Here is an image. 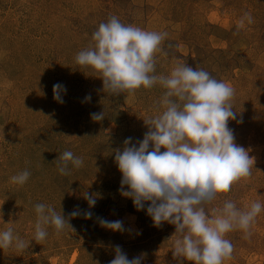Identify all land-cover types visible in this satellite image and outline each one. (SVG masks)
<instances>
[{
    "label": "rangeland",
    "instance_id": "rangeland-1",
    "mask_svg": "<svg viewBox=\"0 0 264 264\" xmlns=\"http://www.w3.org/2000/svg\"><path fill=\"white\" fill-rule=\"evenodd\" d=\"M246 14L253 23L239 28ZM112 16L167 33L155 54L157 75L187 64L235 89L231 103L237 115L228 127L254 158L253 167L249 177L217 194L206 212L214 214L227 200L242 210L264 204V0H0V230L13 227L27 245L0 249V264H111L116 246L129 259L142 255V264H192L174 255V225L154 226L146 211L150 202L138 211L121 195L129 189H121L115 163L125 140H143L145 121L163 110L165 90L157 85L113 95L104 91L99 73L75 62ZM55 84L67 90L63 103L54 99ZM102 112L104 120L91 118ZM64 151L84 160L66 176L56 161ZM26 169V184L11 183ZM84 193L95 196L94 207ZM38 203L63 213L71 226L59 233L48 226L47 238L36 242ZM73 211L80 215L72 218ZM101 218L122 221L124 231L101 227ZM249 232L226 235L234 251L224 264H264V211Z\"/></svg>",
    "mask_w": 264,
    "mask_h": 264
},
{
    "label": "clouds",
    "instance_id": "clouds-1",
    "mask_svg": "<svg viewBox=\"0 0 264 264\" xmlns=\"http://www.w3.org/2000/svg\"><path fill=\"white\" fill-rule=\"evenodd\" d=\"M245 21L251 24L253 18L246 14L238 27L243 28ZM166 37L167 33L125 25L112 16L93 32L94 44L79 51L75 62L99 73L104 91L113 95L132 94L157 85L165 90L160 100L163 110L145 121L149 130L143 140L133 144L129 138L124 148L115 152V163L122 174L121 189L125 186L129 189L122 190L121 195L131 198L138 211L150 202L146 211L154 226L163 222L175 226V256L192 264H224L234 251L226 235L236 229L250 234L249 229L264 211V204L256 201L242 210L227 200L212 215L205 206L217 194L229 192L236 182L249 177L254 158L235 143L233 131L228 127V122L236 120L237 115L231 103L235 95L232 86L205 70L181 63L167 76L156 74L155 54ZM66 91L61 84L53 85L54 99L63 103L61 93ZM91 118L99 122L105 115L93 113ZM56 161L59 173L65 176L71 169L84 165L83 158L72 151H64ZM30 176L26 169L10 180L23 186ZM84 198L90 208L95 206L94 195L84 193ZM34 211L36 242L47 238L48 226L58 233L71 226L63 213L51 205L38 203ZM79 215V211L70 214L72 218ZM84 217L91 219L92 213L85 212ZM99 223L114 232L124 231L119 220L101 218ZM26 246L13 227L0 230V249L23 250ZM142 259V255L129 259L116 246L111 264H142Z\"/></svg>",
    "mask_w": 264,
    "mask_h": 264
}]
</instances>
